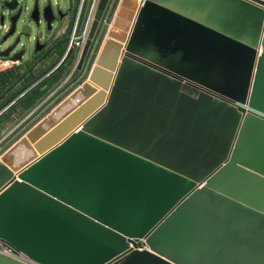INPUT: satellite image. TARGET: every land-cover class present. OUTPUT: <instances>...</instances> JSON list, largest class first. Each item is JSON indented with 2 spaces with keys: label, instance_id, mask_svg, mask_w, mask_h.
Instances as JSON below:
<instances>
[{
  "label": "water",
  "instance_id": "1",
  "mask_svg": "<svg viewBox=\"0 0 264 264\" xmlns=\"http://www.w3.org/2000/svg\"><path fill=\"white\" fill-rule=\"evenodd\" d=\"M40 3L52 31L0 0L3 39ZM101 30L0 153V264H264V0H100L82 63Z\"/></svg>",
  "mask_w": 264,
  "mask_h": 264
},
{
  "label": "crops",
  "instance_id": "2",
  "mask_svg": "<svg viewBox=\"0 0 264 264\" xmlns=\"http://www.w3.org/2000/svg\"><path fill=\"white\" fill-rule=\"evenodd\" d=\"M52 2L54 6L66 9L69 8L71 0H64V4L60 3V0H52ZM73 2L74 5L78 4V0ZM34 29L37 32H34ZM39 31L40 29L33 27L31 40H23L22 44L18 46L17 50L22 48L23 44L28 47V53L22 59L0 58V130L16 125L19 117L21 119L27 117L35 105L45 97L44 93L51 82L56 80L53 85L57 86L61 81L59 79L66 80L65 75L69 70L68 61L64 65L58 66L52 75L50 72L54 70L55 65L61 63L63 40L67 39L69 28L66 25L56 34L57 42L53 43L52 51L48 50L31 58L29 52L33 49V38ZM35 95L40 96L37 98Z\"/></svg>",
  "mask_w": 264,
  "mask_h": 264
},
{
  "label": "flooded vegetation",
  "instance_id": "3",
  "mask_svg": "<svg viewBox=\"0 0 264 264\" xmlns=\"http://www.w3.org/2000/svg\"><path fill=\"white\" fill-rule=\"evenodd\" d=\"M73 1L74 0H71V3H69L70 4L69 8L67 7L66 9L58 8V7L54 6L55 9H61L62 17L57 15V22L55 21V24H53L54 27H53L52 31H49L47 29V24H46V22L42 16L43 7L46 5L45 3H43V4L40 3L41 17L39 19V24H35L34 22L26 19V21L20 27L17 28V31L14 33V35L9 36L6 39H3L4 35L9 31L10 25H11L10 22H8V20L5 19L4 25L2 26L5 29V33L3 35L0 34V48H1L0 51H5V50L9 49L12 45H14V43L17 41V39H19V37H20L21 41L27 37H32L33 27H36L38 30L40 29V31L33 38L34 45H35V42L38 40V41H40L41 44H44V47L40 51H34V49H32V51L29 52L31 58H35L39 54L44 53L48 50H49V52L52 51L54 49L52 46L53 43L55 41L57 42L56 34L60 31L61 28H63L66 25L69 28V33L73 29L75 36L77 33H78V36H81L82 33H80L79 30L80 29L82 30V25L85 22V18L88 15L89 8H90V0H78V4H75V5L73 4L74 3ZM55 25L57 26V29H56ZM105 27H106V23L104 22L102 29ZM91 28H92V25H91ZM24 32L25 33L29 32L30 36H26ZM90 32H91V29H90ZM69 35H68V38H69ZM89 35H90V33L85 38L84 48L86 47V45L89 41V38H90ZM103 36L104 35L102 33V30H101L97 39L90 43L91 46L87 49L84 62L82 63V61L80 60L79 65H77L71 71V77L72 78L70 79V81L73 80L74 78L78 77V80H79L78 84H79L85 79L86 74L89 72V68H90L89 65L91 64V62L93 60L95 51L98 50L97 46L100 44V41L102 40ZM67 39L63 40L64 45H63V49H62L63 52L61 54L62 58H61L60 65H64L65 59L70 57L72 55V52H74L73 46L76 43L74 41H71L72 44L69 46V45H67V41H68ZM22 42H20L19 45L22 44ZM18 46L16 48H14L12 51H10V55L8 57H13L22 50H25V52L22 54V58L28 53V47L25 46V44H23V47L20 48L19 50H17ZM83 51H84V49H83ZM0 58H5V57L0 56ZM82 58H83V56H82ZM92 64H91V66H92ZM55 71L56 70H51L50 75H52ZM67 83H68V80H67V82H65L64 85L66 86ZM64 85H62V87L59 86L60 90L63 88ZM75 85L76 84H74V86ZM65 86H64V89H65ZM66 90L67 89H65L63 92H65ZM59 98L61 99V98H63V96L58 97L56 100H54V102H56Z\"/></svg>",
  "mask_w": 264,
  "mask_h": 264
},
{
  "label": "rangeland",
  "instance_id": "4",
  "mask_svg": "<svg viewBox=\"0 0 264 264\" xmlns=\"http://www.w3.org/2000/svg\"><path fill=\"white\" fill-rule=\"evenodd\" d=\"M60 3L64 4V0H60ZM110 12V11H109ZM109 12L107 14V16L105 17V19H107L109 17ZM88 17V15H87ZM87 17L85 18V22L83 23L82 25V30L80 29L79 32L80 33H84V26L86 24V19ZM56 26V25H55ZM56 29H57V26H56ZM34 32H37L36 29H34ZM5 33V29L1 27V23H0V34L3 35ZM70 34V35H69ZM73 34L74 31L73 29L70 31V33L68 32V35H69V38L67 39V45H71V41L73 39ZM82 36V35H81ZM76 37H78V33L76 34ZM77 40V38H76ZM74 41V40H73ZM81 41H79V43H77V41H75L76 44H74V49L72 52V55L68 58L65 59V62L64 64L68 61L69 62V67L67 70V73L65 75L66 77V80H64L63 78L62 79H59L60 83L56 85H53L54 83H56L55 81H53V83L51 82V84L46 88V93H44L45 97L43 99H41V101L35 105L34 109L31 111V113H29V115H27V117H24L21 119V117H19L18 121H17V124L14 125V126H11L9 128H2V130H0V143H2L3 145L0 147V152H2L6 147H8L11 143H13L21 134H23L36 120H38L39 118H41L47 111L49 108H51L53 105H54V100H56L58 97H61V96H65L71 89L70 87L68 88H65L67 89L65 92H63L65 89H64V84L65 82H68L70 81V79L72 78L71 77V71L77 66L79 65L80 63V60L82 59V56L83 54L81 55L80 57V53H81V48H82V45L80 43ZM29 46V45H28ZM32 46H34V43L32 44ZM1 49V48H0ZM98 52V51H97ZM83 53V52H82ZM62 56V55H61ZM62 58V57H61ZM94 58V57H93ZM82 61V60H81ZM93 61V60H92ZM93 62H91L92 64ZM91 64L89 65L91 67ZM60 65V62L55 65V68L54 70H57V67ZM52 68V69H53ZM56 72V71H55ZM58 81V82H59ZM63 88L60 90V87ZM60 86V87H59ZM49 91V92H48ZM48 92V93H47ZM61 94V95H60ZM37 96V98L40 96V95H35V97ZM60 99V98H59ZM58 99V100H59ZM57 100V101H58ZM46 102V103H45ZM22 120V121H21ZM7 131V132H6ZM6 132V134H5Z\"/></svg>",
  "mask_w": 264,
  "mask_h": 264
},
{
  "label": "built area",
  "instance_id": "5",
  "mask_svg": "<svg viewBox=\"0 0 264 264\" xmlns=\"http://www.w3.org/2000/svg\"><path fill=\"white\" fill-rule=\"evenodd\" d=\"M99 1L100 0H90V8H89V12H88V17H87V19H86V24H85V28H84V33L82 34V37L81 36H78V37H76L74 34H73V39H72V41L74 40V42L75 41H77V43H79V41H81L80 43H81V45H82V50H81V53H80V57H81V55H82V52H83V49H84V42H85V38L88 36V34L90 33V29H91V25H92V23H93V21H94V19H95V14H96V11H97V8H98V4H99ZM112 11V12H111ZM113 14H114V11L113 10H110V12H109V17L107 18V19H105V23H106V27L108 26V25H110V23H111V18H112V16H113ZM76 38H77V40H76ZM98 52H99V49L97 50ZM97 51H95V54H94V57L95 56H97V54H98V52ZM2 251H4V252H8V253H10V250H8L7 248H0ZM20 258H22V259H26L25 258V256L24 255H20L19 256Z\"/></svg>",
  "mask_w": 264,
  "mask_h": 264
},
{
  "label": "bare ground",
  "instance_id": "6",
  "mask_svg": "<svg viewBox=\"0 0 264 264\" xmlns=\"http://www.w3.org/2000/svg\"><path fill=\"white\" fill-rule=\"evenodd\" d=\"M23 157H24V156H20L18 159H21V160H22V159H23Z\"/></svg>",
  "mask_w": 264,
  "mask_h": 264
}]
</instances>
